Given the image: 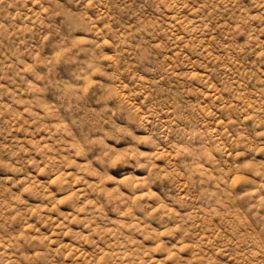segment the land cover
<instances>
[{"label": "rangeland", "instance_id": "obj_1", "mask_svg": "<svg viewBox=\"0 0 264 264\" xmlns=\"http://www.w3.org/2000/svg\"><path fill=\"white\" fill-rule=\"evenodd\" d=\"M0 264H264V0H0Z\"/></svg>", "mask_w": 264, "mask_h": 264}]
</instances>
